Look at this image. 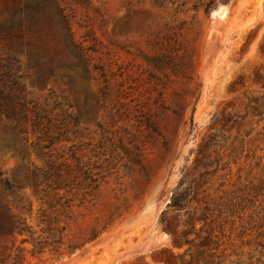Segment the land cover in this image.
I'll return each mask as SVG.
<instances>
[{
    "label": "rangeland",
    "instance_id": "374dc122",
    "mask_svg": "<svg viewBox=\"0 0 264 264\" xmlns=\"http://www.w3.org/2000/svg\"><path fill=\"white\" fill-rule=\"evenodd\" d=\"M206 1L0 0V264H264V0Z\"/></svg>",
    "mask_w": 264,
    "mask_h": 264
},
{
    "label": "trees",
    "instance_id": "16d2710c",
    "mask_svg": "<svg viewBox=\"0 0 264 264\" xmlns=\"http://www.w3.org/2000/svg\"><path fill=\"white\" fill-rule=\"evenodd\" d=\"M228 1H229V0H207L206 3H205V7H206V9H209V8H211V7L215 4V2L227 3ZM180 200H181L180 195H179L178 193H175V194H173V196L171 197V200L169 201L168 206H169V207H179V206H180V202H181ZM163 220H165V218H164ZM169 224H170V223H168V221L165 220V225H164L163 228H164L166 231H168L169 233L174 234V231H173V229H171V226H170ZM172 240H173V243H174L176 246H178V247H180L182 244H184V243H180V242H178L177 237L174 236V235H173V237H172ZM161 260H162V259H161ZM162 261H163L165 264H176V261L174 260V255H173L171 252L168 253L167 258H166V259H163Z\"/></svg>",
    "mask_w": 264,
    "mask_h": 264
}]
</instances>
